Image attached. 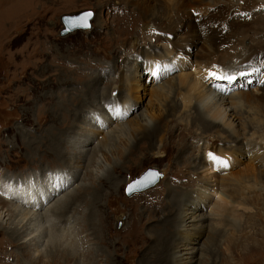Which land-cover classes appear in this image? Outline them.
<instances>
[{
	"label": "rangeland",
	"instance_id": "374dc122",
	"mask_svg": "<svg viewBox=\"0 0 264 264\" xmlns=\"http://www.w3.org/2000/svg\"><path fill=\"white\" fill-rule=\"evenodd\" d=\"M148 1H154L155 6L146 11L136 7L131 0H10L0 5V183L12 184L13 187V184H24L26 179H30L32 183L37 184L40 173L44 176V173L52 171H67L69 166L80 161L82 169L79 178L63 188L62 192L53 194L44 204L52 202L60 193L73 190L84 181L87 186H91L90 170L94 167L95 157L89 154L80 158L71 150V142L84 132L95 133V141L90 148L103 144L109 148V151L98 152L101 165L107 169L120 162L124 148L123 140L115 141L111 138L112 134L106 133V130L113 127V121L108 122L107 128L102 129L104 126L88 118L95 105L101 104V100L107 97L120 95L118 99L125 106H135L131 113L128 112L124 117V120L131 123L133 116L148 106V100L152 99L150 91H160L168 95L163 109L168 110L170 101L174 99L178 100L180 107L167 123L172 135L166 134L167 119L160 118L161 136L156 139L154 146L149 148L148 142H142L140 147L129 153L120 175L117 173L121 181L120 187H117L112 196L110 194L106 197L105 193L102 194L103 202L101 201L102 206L97 218L104 216V219L99 221L98 226L103 227L108 240L107 244H101V248L113 251L116 247L119 254L116 258L120 264H136L140 253L144 251V243L149 242L144 230L146 227L151 230L154 224H148L150 221L142 216L138 218L141 210L151 213V217H165L176 222L177 204L171 202V199L176 191H180V199L188 196L197 199L196 212L208 217L205 220V232L198 239L200 243L205 241L209 248L206 259L210 263L264 264V241L257 242L258 237L253 235L256 230L260 236L264 229V219L260 217V214L264 215V161H260L264 154L251 151V147L246 143L257 142L264 148V96L261 97L255 92V81L251 80L237 79L235 82L238 83L233 82V86L225 93L211 87L213 83L209 81L208 73L217 72L221 69V64L214 60L216 52L209 59L211 63L215 61L212 68L198 67L196 61L200 63L207 59L206 45L198 35L191 41V54H184L180 49L172 56V52L176 50L165 38L170 32L161 29L165 27L174 31L177 22L189 10L193 14L196 12L190 9L188 0ZM233 1L236 11L247 7L241 5L239 9L238 5L244 0H239V3ZM86 10L93 13L89 19L90 28H78L68 34H62V15H75ZM241 11L264 14V0H256L252 8ZM137 21H152L150 26L155 24L156 27L152 26L151 31L143 29L139 35V32H133L132 27L138 24ZM242 25L248 27L245 23ZM132 35L135 38L133 40ZM243 40L245 43L249 41L247 38ZM134 41L140 44V50L134 51ZM148 46H155L156 53L170 51L172 57L169 66L154 70L158 74L163 73L156 78H152L146 71H153L152 69L145 68L143 71L139 64L134 66L135 62L141 59V52ZM90 72L99 75L88 76ZM190 79L197 82L199 88H209L211 91L214 89L213 92L219 94L215 100L221 94L228 98L222 105H219V101L216 102V111H220L221 116L214 120L211 128L192 124L190 115L195 114V101L192 99L187 102L183 95L177 96L178 91L182 94L187 92V82ZM135 82L141 83L143 87L137 94L129 95L128 87ZM217 82L220 81L215 83ZM160 84L165 88L161 89ZM118 85L121 87L120 94ZM136 96H141L142 99L139 98L136 102ZM207 116L210 121L218 117L210 112H207ZM93 126L104 132L92 130ZM177 127L182 129L177 131ZM184 128L186 132L182 133ZM190 134L196 136L193 142L189 139ZM157 145L159 147H156ZM218 147L229 157V166L226 168L213 160L209 163V155L206 157L204 154L205 150L210 148L215 156L224 158L223 150L221 153H214V149L218 150ZM51 151L61 156V152L65 151L69 157L65 155L60 162H54ZM46 157H49L51 162ZM148 170L161 172V180L151 188L127 195V184L131 180L140 179ZM102 173L103 171L100 175ZM3 177L14 179L6 178L4 181ZM231 181L236 182V185H232ZM170 186L172 189L168 188ZM155 195L159 196L163 206L159 201L151 199ZM147 198L150 199L149 205L144 204ZM80 201L79 198L69 202L70 209L73 208L71 215L74 214L73 217L76 218L72 234H62L56 230L50 232V238L64 245L67 239H82L81 227L76 220L86 205L84 201H81L78 209L74 205ZM3 208L0 209L1 226L13 227L14 223L11 222H16L17 219H14V215H6L5 207ZM120 213L123 214V222L129 225L127 224L128 228L118 231L119 226H115V218ZM137 213L138 216H135ZM252 222L255 223L254 226ZM159 226H156V230L161 229L162 225ZM1 233L0 264H17L15 255L20 253V250L12 245L5 246L3 239L10 237ZM78 242L81 243V240ZM108 242L114 244L110 246ZM93 244L91 239L88 245L90 253L93 251ZM199 257L200 254L197 253L194 259L198 260ZM101 259L102 257L98 258V263ZM59 263L74 264V261H65L59 256L52 260L48 256L39 262Z\"/></svg>",
	"mask_w": 264,
	"mask_h": 264
},
{
	"label": "bare ground",
	"instance_id": "6f19581e",
	"mask_svg": "<svg viewBox=\"0 0 264 264\" xmlns=\"http://www.w3.org/2000/svg\"><path fill=\"white\" fill-rule=\"evenodd\" d=\"M8 1L10 0H0V5L2 6ZM131 1L136 7L141 8L142 10L145 11L148 10L151 6H155L154 1H148V0H131ZM255 1L256 0H253V2H251L250 0H244V2L238 5L239 9L241 5L247 7L236 11L235 10L236 5L232 4L234 2L233 0H188V5L189 7H191L190 9L195 10L196 14H193L189 10V12L185 14L180 19V21L177 22V26L174 30L175 34L174 31L168 28L164 27L165 28L164 29L162 27L163 29H161L164 30L165 32L167 31L170 32L169 35L166 34L167 37L165 38L170 43V45L172 44L174 50H176L174 52L171 51L172 56L177 52V50L180 49H182V52L184 54H191L192 53V48L190 46L191 41L192 39L196 38L198 35V37H200L203 40L202 42L206 45V49H207L206 50L207 59L205 62H200V63L196 61L198 67L203 66V68L205 67L212 68L214 62L217 61L219 64H221V69L217 70V72L221 74L226 70L231 71L234 69L250 72L251 73L250 75L239 77L238 80L245 79V81H249V80H251L252 82L255 81L253 82V85L255 86L254 88L255 92L258 93L261 97H263L264 96V14H261L259 12L250 13V12L241 11L252 8L255 5ZM235 2L239 3V0H235ZM130 22L133 25V22L132 21ZM137 23H138L137 25H134L132 27H133V32L137 31L139 32V35L141 34L143 29L144 30L148 29L151 31L153 28L152 26L156 27L155 24H152V26H150V23H153L152 21H146V22L137 21ZM244 23L247 24L248 27L243 26L242 24ZM88 28H90V26L80 29H88ZM70 32L72 31L67 32V34ZM133 38L134 35H132L131 39L133 40ZM246 38L249 39L247 43H245L243 40ZM133 46H135L134 51L140 50V44H138L136 41H134ZM121 49L122 48H120V50ZM155 50H156L155 46L154 47L148 46L146 50L141 52V54L139 55L141 59L140 60L137 59L138 61L135 62L134 66L139 64L143 71L145 70V68L152 69L153 71L157 70L158 69V67L156 66L157 64L161 68L165 65L169 66L172 59L170 55V51L161 54V53H156ZM216 52L217 55L214 58L215 61L211 63L209 59L211 58V55H215ZM229 66L231 68H229ZM253 69H259V71H253ZM91 74H93L94 76L99 75L96 72L95 73L90 72L88 73V76ZM179 78L182 80L181 77ZM234 83H238V82H234ZM187 84H188L187 92L182 94L181 91H178L177 96H179L178 94H180L181 96L183 95L184 99L187 102H190L192 99L195 101L196 104V107H194L195 114L193 116L190 115L191 116L190 122H192V124L197 123V125L201 124L206 129L211 128L214 125V120L218 119L221 116L220 111H216L217 110L216 108L218 106L216 102L219 101V105H222V103H224L228 98L227 97L225 98V96L221 94L218 97V99L215 100V97H217V95L219 94H215L216 92H213L214 89L217 91V88L214 85L211 86L214 87V89L211 91L209 88H199L198 83L195 82L193 79L188 80ZM216 84L227 85V82L224 83V81H220L217 82ZM232 86L233 83L225 86V89L228 91V89ZM141 87H143V85H141V83L139 82L132 83V85L128 87L129 95L137 94ZM118 88H119L118 94H120L121 87H119L118 85ZM160 88L164 89L165 86L163 84L162 85L160 84ZM150 94L152 96L151 97L152 99L148 100L147 102L148 106L146 107V109L136 113L135 116H133L131 120L133 123L127 122V120H124V117L122 118L116 117L113 105L120 106L122 110L125 106L118 99L120 95L116 97H107L103 101L101 100L100 102L101 104L99 105L96 104L95 109L90 112L88 118L91 121H94L97 124H101L102 126H104V128L102 129L107 128V123L113 121L112 123L113 127L109 130H106V133L108 135L112 134L111 138H114L115 141L118 139V140H123L124 142V146H123L124 148L122 149L121 152L120 162L118 164H115L111 169H107L104 165H101L100 159L98 158L99 151L100 152L103 150L109 151V148L104 144L102 146L97 145L90 148V145L95 141V137H96L95 133L89 134L88 132H84L80 135V137L74 139L71 142L70 145V147L72 148L71 150H74L76 155L79 156L80 158L88 156L89 154L95 157L94 167L90 170L92 179L88 177L90 179L91 186H87L84 181V183L73 188V190L65 193H60L54 198V200H52V202L48 204H44V202L53 194H55L58 191H61L68 184H70L71 182L73 183L79 178L82 169V165L79 164L80 161H78L79 163H77L76 165L69 166V169L67 171H52V172L44 173V176H42L43 174L40 173L41 174L40 180H37V184L32 183L30 179H26L27 182L25 181L24 184H13V187H11L12 184L10 185L5 182L0 183V190L3 189L2 190L3 196L2 193L0 192L1 193L0 209L5 207V211L7 212L6 215H14V219L15 220L17 219L16 222H11L14 223L13 227L5 228L0 224V234H2L1 232H3L10 237L3 239L5 246L12 245V247L15 246L20 250V253H17L15 255L17 257L16 259L17 264H39V262L42 261L43 258L48 256L51 257L52 260H54L57 256L61 257L65 261L66 259L73 260L74 264H100V262L103 264H120L116 258V256L119 255L118 248L114 246L115 248L113 249V251L111 249L110 250L104 249V247L101 248V244L106 243L108 240L105 237L104 234L105 230L103 229V227L101 225L98 226V224H100L99 221L102 218L104 219V216H99L97 218V214L100 213L102 206L101 205L102 194L105 193L106 197L107 195L110 194L112 196L114 191L118 189L117 187H120L121 181L117 173H119L120 175L121 168L124 164L125 159L129 157L127 156L129 153H132V151L135 148L140 147V143L142 142H148L149 148L154 146L156 139L159 136H161L162 128L159 123L160 118L164 117L167 119L166 134L169 133L170 136L172 135V131H169L167 123L168 121H171V117L176 115V113L180 108L179 105L177 104L178 100L176 101L174 99V101L173 100L170 101L171 105H169L168 110L163 109V106L166 103V98L168 97V95H165L164 93L156 90H151ZM134 98L136 99V102L140 100L139 98L142 99L141 96H136ZM183 106L185 107L186 104H184ZM234 107L232 108V110L234 109ZM132 108H135V106L127 107L129 113H131ZM103 110H105V112H103ZM207 112L208 113L210 112L212 113V115L218 117L213 118V121H210L208 119ZM94 129H97L96 132L100 130L104 132V130L102 129L99 130V128L93 126L92 130ZM181 129L182 128L177 127V131ZM185 129L186 128L183 129L182 133L186 132L184 131ZM195 137H196L195 134H190L189 136L190 141L193 142V139ZM246 143L251 147L250 148L251 151L261 152L262 155L264 154V148L262 144L261 146H259L260 144L257 142H246ZM159 145H157L156 147H159ZM218 148H219L218 150H216V148L214 149L215 151L214 153H216L217 151H220L221 153L223 149H221L220 147ZM208 150H210L209 153L213 152V149L209 148L207 149V151ZM207 151L205 150L204 153L206 157L207 154H209ZM50 153H52L54 162H57V160L58 162H60L61 160H63L65 155L69 157V155L65 153V151L61 152L62 156L57 152L51 151ZM222 153H224V155L222 156L224 157V159L226 156L228 157V155H225L226 152L224 150ZM46 158L48 159L49 157ZM228 159L229 157L227 158V161ZM48 160L49 162H51L50 159ZM208 160L210 161L209 163H212L210 157ZM260 161L263 162L264 158L260 159ZM88 165L90 164L88 163ZM101 171H103L102 175H100ZM3 178L2 179L4 181H6L7 179L8 180L14 179L13 177H6L7 179L5 177ZM160 180L161 177L159 178L158 182ZM232 185L235 186L236 182H234ZM162 187L163 185H161V188ZM168 188L172 189L171 186ZM205 188L207 187L205 186ZM142 195L143 194H141V196ZM179 196H180V191H176L171 199V202H176L177 204L176 222L174 221V219L173 220L167 219L165 217L162 219H159L157 217L156 218L151 217V213L146 212L144 210H141L142 213L140 214V216H138V213L135 214V216H138L139 219L141 218V216L143 218H146L147 221H150L148 223L150 225L151 223L154 222V224L152 225L153 228L149 227L151 228V230H147V227L144 230L145 232L144 234L149 242L145 241L146 242L144 243L145 246H143L144 244L142 245L144 247V251H142L143 253H140L141 255L139 256V259L136 262V264H195V262H197L196 264H212L208 261V259H206L209 248H207L205 241H202L200 243L198 239L205 232V226H206L205 220H207L208 217H206L202 213L199 214L196 212V209L198 208L197 199L189 196L187 198L180 199ZM79 198L81 199L82 202L84 201V204L86 205V208L82 210L78 220H76L78 221V225L81 227V231H82V235H81L82 239L81 237L78 236L79 237L78 239L81 240V243L78 242L79 240H73L75 238H72V241L71 239H67L66 240L67 243H65V245L59 241L58 243L56 240L50 238V234L56 230H59V232L62 234L64 233L70 235L72 234V231L75 226L76 218L74 219L73 217L74 214L71 215V211H72L71 209L73 208L70 209L69 202L73 200L77 201ZM151 199L157 200L162 204V201L159 198V196L155 195ZM149 200L150 199L146 200L144 204L149 205ZM81 201L78 204H74L75 207H77V209L79 206H81ZM172 209L174 208L172 207ZM68 212L70 214H67ZM258 213L260 214L259 211ZM173 214L174 213H172V215ZM122 215L123 214L120 213L115 218V226L116 225L119 226L118 231L124 228H128L129 225L128 223H125V221L123 222L124 219L122 218ZM129 216L130 213L128 217ZM260 217L264 219V215L260 214ZM36 223L37 226L35 227ZM260 224L261 223H259V225ZM157 225L158 226L162 225L161 229L156 230ZM254 225L255 223L253 224V226ZM189 230H191L192 232H190ZM179 231L180 233H177ZM255 231L253 235H256L259 239L256 241L259 243L261 241H264V229L262 230L260 236L259 233ZM91 239L93 240V243L95 245L93 244L94 248H92L93 251H91L90 253V250L88 249V245ZM94 239H96V241ZM253 239H251V241L255 240ZM142 241L143 240H141V242ZM60 243H62V245ZM108 244L112 246V244L114 243L108 242ZM238 244L236 245L238 246ZM109 245L107 246L109 247ZM241 247H243V245ZM32 251L34 253H32ZM22 253L24 254L22 255L23 257L21 256ZM197 253L200 254V257L198 258V260H195L194 258ZM9 257L7 258V260L9 259ZM99 257L100 258L102 257V259L98 263ZM20 258L23 259L24 261H21Z\"/></svg>",
	"mask_w": 264,
	"mask_h": 264
},
{
	"label": "snow or ice",
	"instance_id": "6c2138e0",
	"mask_svg": "<svg viewBox=\"0 0 264 264\" xmlns=\"http://www.w3.org/2000/svg\"><path fill=\"white\" fill-rule=\"evenodd\" d=\"M93 16V13L91 12H86L84 13L82 16L78 17L77 19L79 21H87L88 17ZM84 27H87V24L84 23L83 24ZM157 67H159V65H156ZM165 67H167L165 65ZM146 71H148V75H150L152 78H156L158 75H162L163 73H157L156 71H149L146 69ZM253 71H259V69H253ZM250 72L247 71H240L237 69L231 70V71H224L222 74L218 73L216 71H210L208 73V79L210 82L213 83V85L217 88L218 91H220L221 93H224L226 91L225 87L223 85L220 84H216V81H224L227 82V84H231L235 81H237V79L239 77H243V76H247L250 75ZM114 110H115V114L116 117H125L128 113L127 110V106H124L123 110L121 109L120 106H116L113 105ZM210 159L213 160L215 163L219 164L220 166L226 168L229 166V162L224 159V158H220L215 156L213 153H209L208 154ZM160 173H158L157 171H149L142 179L136 180L134 183H131L127 186L126 191L129 193H132L138 189L144 188L146 186H148L149 184L154 183L157 178L159 177Z\"/></svg>",
	"mask_w": 264,
	"mask_h": 264
},
{
	"label": "water",
	"instance_id": "95a60500",
	"mask_svg": "<svg viewBox=\"0 0 264 264\" xmlns=\"http://www.w3.org/2000/svg\"><path fill=\"white\" fill-rule=\"evenodd\" d=\"M86 12H91V11L90 10H86V11H83V12L78 13V14H75V15H62L61 21H62V23L64 25V28L61 31L62 34H66L67 32L72 31V30L77 29V28H84V26H83L84 23H86L87 26H89V19L91 17H88L87 21H83V22L82 21H79L77 19L78 17L82 16ZM149 171H152V170H148L147 172H145L140 179H142ZM158 173H160V175H159V177L157 178V180L154 183L149 184L148 186H146L144 188H141V189H138V190H136L134 192L143 191V190H146V189L151 188L154 185H156L158 183L159 178L162 177V173L161 172H158ZM136 180H139V178L134 179V180H131L127 184V186L129 184H131V183H134ZM127 186H126V188H127ZM134 192H132V193H134ZM132 193H129V192L126 191V194L127 195H131Z\"/></svg>",
	"mask_w": 264,
	"mask_h": 264
}]
</instances>
